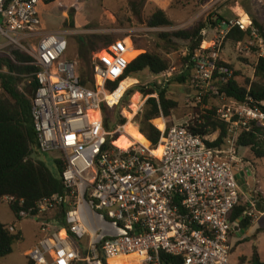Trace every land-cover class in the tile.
<instances>
[{
  "label": "built area",
  "instance_id": "1",
  "mask_svg": "<svg viewBox=\"0 0 264 264\" xmlns=\"http://www.w3.org/2000/svg\"><path fill=\"white\" fill-rule=\"evenodd\" d=\"M49 1L0 0V56L17 64L13 50L37 68L31 99L35 151L57 153L62 167V192L18 213L39 225L40 238L26 257L32 264H109L130 256L133 264H167L164 256L176 264H229L233 229L242 219L264 216L263 204L254 199L240 218L230 219L240 204L237 139L253 127L264 128V112L218 92V84L233 78L231 69L219 65L227 64L219 51L233 27L249 31L259 49L255 72L258 59H264L259 31L247 15V25L242 19L222 23L212 46H200L189 56L197 99L228 103L216 111L227 125L221 147H208L207 136L194 134L188 125L164 122L155 147L130 140L129 148L120 149L115 143L124 125L107 130L103 109L116 108L125 92L111 102L107 98L116 90L105 89L125 74V47L116 43L97 53L94 86H83L77 62L69 58V34L42 29L40 9ZM7 73L0 68V74ZM159 76L170 77L171 71ZM140 99L136 113L147 100ZM2 201L15 203L10 197ZM7 229L16 233L13 225Z\"/></svg>",
  "mask_w": 264,
  "mask_h": 264
},
{
  "label": "rangeland",
  "instance_id": "2",
  "mask_svg": "<svg viewBox=\"0 0 264 264\" xmlns=\"http://www.w3.org/2000/svg\"><path fill=\"white\" fill-rule=\"evenodd\" d=\"M74 4L78 7L75 10L64 2L53 7H44L40 9V19L43 30H63L69 34V58L77 62L78 76L83 73L88 81L92 79L94 82L91 74L92 62L97 52L106 47L107 40L110 43H120L121 46H124L126 58L135 55V53L139 55L150 52L158 54L167 61V70L171 71L170 77L154 76L148 71L135 75L134 78L128 79L124 86L125 92L123 91L121 102L114 109L123 115L128 113L126 127H137L139 134L137 117L144 112L147 100L154 98L151 96H155L157 99L158 96L154 94L143 97L141 94L135 93L128 100H124L125 93L137 84L141 87L156 85L160 90L165 89L166 97L177 104L176 109L172 111L170 121H163L167 127L177 125L192 127L194 121L200 119L203 111L210 110L212 107L218 109L222 105L228 104L215 97H205L200 101L197 99V90L192 83V70L188 61H185L189 43L185 40L175 39L170 35L178 31L189 30L199 21L208 19L215 21L218 16H221L226 22H234L240 20L245 14L251 21L255 19L261 26L260 37L264 45V0H75ZM157 10L164 12L171 25L161 28L147 26V20ZM247 16L243 17L245 23H248ZM222 23L224 22L219 21L216 28L208 26L201 33L204 41L200 46L203 49H209L212 46ZM166 35L169 37L163 40L161 36ZM240 44L238 46L224 40L219 56L236 73L237 82L242 83L248 79L252 82L255 80L254 63L258 58L259 49L254 39L246 38ZM82 45L86 46V51L96 50L89 55L85 54V58H81L79 49ZM88 62L90 67H87ZM183 76L185 80L178 82V79ZM21 78L23 80L18 83V89L23 92L31 78ZM141 96L144 98L143 100H147L140 107V111L136 113ZM161 119L163 118L161 117ZM154 125L156 126V124ZM217 137V132L207 136L208 142L215 141ZM129 143L130 139L123 134L116 141V144L120 146H127ZM148 144L150 143L148 142ZM238 155L242 162H249L242 169L243 179L241 182L247 184L246 191H252L249 193L252 200L255 199L263 204L264 211V159L254 160L246 149L239 150ZM57 157V153L39 154L36 152L34 159L42 162L52 175L58 178L59 172L55 165ZM0 217L6 223H14L15 220L8 204L2 200H0ZM15 226L21 229L22 240L13 246V251L9 256L0 259V264H26V260L22 256L23 252L33 248L37 243L38 223L28 218H22V221L16 223ZM253 227H258V229L253 230ZM248 230L233 229L232 234L237 232L238 235H236L235 241L230 244L229 264H250L254 249L258 252L261 261L264 262V216L256 215L251 220Z\"/></svg>",
  "mask_w": 264,
  "mask_h": 264
},
{
  "label": "trees",
  "instance_id": "3",
  "mask_svg": "<svg viewBox=\"0 0 264 264\" xmlns=\"http://www.w3.org/2000/svg\"><path fill=\"white\" fill-rule=\"evenodd\" d=\"M61 2L66 3L73 10L78 8L74 4L75 0H50L45 7H53ZM219 21L226 24L230 23L226 22L223 17L218 16L215 21L211 19L199 21L189 30L178 31L170 35L175 39L185 40L189 43L188 57L185 58V61H188L189 56L194 55L200 48L201 43L204 41L201 33L208 26L216 28ZM251 23L260 33L262 28L257 21L252 19ZM146 24L149 28H161L171 25L161 10L155 11ZM167 37L169 35L161 36L163 40ZM246 38L252 39L250 32L240 31L235 26L228 32L225 41L239 44ZM94 39L96 40L97 37ZM114 44V42L110 43L107 40L105 42L106 47L100 49L97 53L106 50ZM85 49L86 46L84 45L79 49L81 58H85V54L89 55L96 50L86 51ZM11 53L14 54L17 64H14L7 57L0 56V68L5 67L8 72L7 74H0V200L4 197L15 199V203L9 204L8 207L16 221L20 222L22 220L18 216L20 211L26 212L28 209L35 207L39 201L62 192L63 187L59 177H54L42 162L34 159L36 154V135L31 118V99L36 89L34 74L37 68L28 65L31 60L27 56L13 50H11ZM137 55L138 53H135V55L127 58V61L133 60L129 62L125 74L120 80L106 84L105 89L108 94L116 90L114 94L108 97L109 101H116L122 95L125 90L124 86L128 81L127 78H134L135 75L144 71H148L151 75L159 76L168 69L167 61L156 53L144 52ZM219 65H224L231 69L228 64L219 62ZM87 67H90L89 62ZM235 75L236 73L233 72V78L230 81L225 84H218V92L236 103H246L252 107L256 106L264 112V59H258L254 72L255 80L252 82L248 81V79L239 83L236 81ZM21 77L31 78L30 83L23 92L18 89V83L23 80ZM79 79L83 86L88 87V84L89 87L94 86L92 79L88 81L83 73L79 75ZM183 80H185L184 76L179 78L178 82ZM135 93H139L143 97L154 94L158 96L157 99L150 98L147 100L144 112L136 120L140 132L139 140L147 146L149 142L151 146L155 147L161 135L159 129L162 130L164 127L162 120L170 121L172 111L176 109L177 104L166 97L165 89L160 90L156 85L141 87L137 84L125 93L124 100H128ZM114 109H103L104 124L107 130L117 125H124L128 118V113L123 115ZM216 111L217 109L213 107L210 110L203 111L200 119L194 121L192 127L190 126V130L194 134L203 137L218 133V137L214 142H206V145L211 148L221 147L227 134V125L219 119ZM124 126H127V123ZM237 147L248 150L254 160L264 159V128L253 127L250 132L240 134L237 139ZM55 165L60 175L62 171L61 164L56 162ZM244 211L245 205L240 203L235 207L230 218L231 221L235 222ZM250 224V219H242L239 221L238 226L244 230ZM21 240L20 232L10 233L7 226L0 222V259L9 256L12 253L13 246ZM163 258L168 262L167 264H176L178 262L171 260L168 256ZM26 260L27 264H32L27 257ZM249 263L264 264L256 249L253 250Z\"/></svg>",
  "mask_w": 264,
  "mask_h": 264
},
{
  "label": "crops",
  "instance_id": "4",
  "mask_svg": "<svg viewBox=\"0 0 264 264\" xmlns=\"http://www.w3.org/2000/svg\"><path fill=\"white\" fill-rule=\"evenodd\" d=\"M127 79H130V78H127ZM241 159V158H240ZM249 164V162H242V160H241V165H240V170L237 172V174H236V179H237V183H238V186H239V189H240V203L242 204V205H246L247 204V202L249 201V200H252V198H251V196L249 195V193L250 192H252V191H246L245 190V186H247V184L246 183H242L241 182V180L243 179L242 178V176H241V172H242V169L245 167V165H248ZM2 200V199H1ZM9 208V207H8ZM263 209V208H262ZM10 210V209H9ZM12 213V212H11ZM12 215H13V213H12ZM13 217H14V215H13ZM14 219H15V217H14ZM22 221V220H21ZM20 221V222H21ZM0 222L2 223V224H4V225H6L7 227L8 226H11V225H13L14 227H15V229H16V232H20L21 233V229L20 228H18V227H16L15 226V224L16 223H20V222H17L16 221V219L14 220V223H12V222H10V223H6V222H4L3 221V219L0 217ZM256 226V225H255ZM249 229V227L248 228H246L245 230L246 231H249L248 230ZM256 229H258V227H253V230H256ZM255 233H258L257 231H255ZM236 235H238V233L236 232L235 234H231V236H230V239H229V243L231 244V242H233V241H235L234 239H236L235 237H237ZM21 236H22V234H21ZM40 238V235L38 236V239ZM240 238V237H239ZM38 241V240H37ZM32 248H30V249H28V250H26L25 252H23V258L26 260V256H27V253L31 250ZM13 251V250H12ZM117 261H121V260H117ZM25 263L27 264V260L25 261Z\"/></svg>",
  "mask_w": 264,
  "mask_h": 264
},
{
  "label": "bare ground",
  "instance_id": "5",
  "mask_svg": "<svg viewBox=\"0 0 264 264\" xmlns=\"http://www.w3.org/2000/svg\"><path fill=\"white\" fill-rule=\"evenodd\" d=\"M236 8V7H235ZM237 11H239V10H237ZM245 16V14H243V17ZM241 17V16H240ZM243 17H241V19H242V22L245 24V25H247L245 22H244V18ZM126 58V57H125ZM126 60H127V58H126ZM108 99V98H107ZM123 135H125V136H127L130 140H133V141H135L136 143H139V144H141L142 146H144V147H148L147 145H145V144H143L140 140H139V138H138V132H137V127H133V128H129V127H126V126H124L123 127V133H122ZM115 145L118 147V148H120V149H127V148H129L132 144H131V141H130V143H129V145H127V146H120V145H117L116 143H115ZM154 154L156 155V156H159V154H160V149L158 148V149H156L155 151H154ZM134 257L133 256H130V257H123V258H117V259H114V260H111L110 262H109V264H133V261H134ZM117 260H121V261H117Z\"/></svg>",
  "mask_w": 264,
  "mask_h": 264
}]
</instances>
